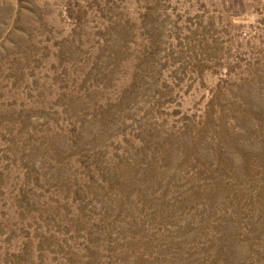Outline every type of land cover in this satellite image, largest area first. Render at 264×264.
<instances>
[{
    "label": "rangeland",
    "instance_id": "374dc122",
    "mask_svg": "<svg viewBox=\"0 0 264 264\" xmlns=\"http://www.w3.org/2000/svg\"><path fill=\"white\" fill-rule=\"evenodd\" d=\"M0 264H264V0H0Z\"/></svg>",
    "mask_w": 264,
    "mask_h": 264
}]
</instances>
